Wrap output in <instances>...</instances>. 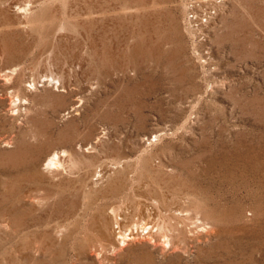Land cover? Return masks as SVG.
I'll return each mask as SVG.
<instances>
[{"label": "rangeland", "instance_id": "rangeland-1", "mask_svg": "<svg viewBox=\"0 0 264 264\" xmlns=\"http://www.w3.org/2000/svg\"><path fill=\"white\" fill-rule=\"evenodd\" d=\"M0 264H264V0H0Z\"/></svg>", "mask_w": 264, "mask_h": 264}, {"label": "bare ground", "instance_id": "bare-ground-1", "mask_svg": "<svg viewBox=\"0 0 264 264\" xmlns=\"http://www.w3.org/2000/svg\"><path fill=\"white\" fill-rule=\"evenodd\" d=\"M25 5V4H24ZM64 153V152H63ZM49 165L50 167H52L54 169V167H58L60 168L61 166L60 165V157L59 155H55L53 157L50 158L49 160ZM62 165V163H61ZM57 170V169H56ZM114 209V208H113ZM172 219V218H171ZM117 224L119 225V222H117ZM117 228H120L119 226ZM130 230V229H129ZM125 237V236H124Z\"/></svg>", "mask_w": 264, "mask_h": 264}]
</instances>
